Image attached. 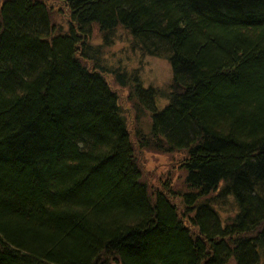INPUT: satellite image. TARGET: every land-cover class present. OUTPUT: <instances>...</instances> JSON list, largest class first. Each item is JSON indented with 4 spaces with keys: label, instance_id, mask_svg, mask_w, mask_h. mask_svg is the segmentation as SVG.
I'll list each match as a JSON object with an SVG mask.
<instances>
[{
    "label": "trees",
    "instance_id": "obj_1",
    "mask_svg": "<svg viewBox=\"0 0 264 264\" xmlns=\"http://www.w3.org/2000/svg\"><path fill=\"white\" fill-rule=\"evenodd\" d=\"M95 26L168 60V88L103 62ZM136 144L182 153L179 201ZM230 260L264 264V0H0V264Z\"/></svg>",
    "mask_w": 264,
    "mask_h": 264
},
{
    "label": "rangeland",
    "instance_id": "obj_2",
    "mask_svg": "<svg viewBox=\"0 0 264 264\" xmlns=\"http://www.w3.org/2000/svg\"><path fill=\"white\" fill-rule=\"evenodd\" d=\"M67 19L68 13L66 11L58 10L56 7L52 11V20L58 28L67 30L69 26ZM93 33L91 43L102 47L103 62L113 67L120 65L121 70L124 66L128 74L138 73L140 78H143L145 86L153 85L163 87V89L168 88L173 74L172 65L168 60L156 55L151 56L142 53L132 35L121 26L115 30V33L107 41H104L103 33L98 30L97 26H95ZM108 80H110L113 89L119 94L120 103L129 117L134 137H136L135 132L138 129L147 131L150 117L147 110H144L138 118L137 108L142 107L143 103L139 102L134 96L132 97L131 83L120 85L113 75H109ZM160 101L162 104L166 102L164 98H160ZM141 133L144 132L141 131ZM135 149H137V155L142 165L144 179L150 185V191L164 190L167 193L172 191V198L179 201V192L186 189L184 182L185 170L179 167L182 153L158 152L152 148L142 149L137 144ZM230 200L232 202L231 198ZM226 207L228 209L222 212L223 216L233 213L229 211L234 207L233 205H227ZM227 264H236V262L230 260Z\"/></svg>",
    "mask_w": 264,
    "mask_h": 264
}]
</instances>
